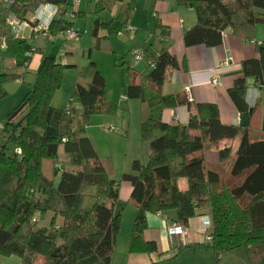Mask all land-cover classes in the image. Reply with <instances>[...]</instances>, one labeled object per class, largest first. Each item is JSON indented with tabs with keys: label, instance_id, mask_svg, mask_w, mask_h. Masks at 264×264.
<instances>
[{
	"label": "trees",
	"instance_id": "trees-1",
	"mask_svg": "<svg viewBox=\"0 0 264 264\" xmlns=\"http://www.w3.org/2000/svg\"><path fill=\"white\" fill-rule=\"evenodd\" d=\"M229 1L175 0L187 2L196 15L195 25L182 34L184 45L220 44L222 32L235 29L236 16L250 26L264 24V0ZM3 2L0 0V6ZM43 2L56 4L60 15L66 12L67 0H13L7 4L11 13L25 21L26 12ZM135 2L124 3L109 22L95 18L92 35L99 40L97 33L101 29L106 30V37L117 34ZM62 26L71 28L68 22L57 28ZM37 33L32 29L29 39L15 38L16 66L25 67L30 61ZM151 59L154 67L141 82L135 80L138 74L133 69L125 68L129 80L124 95L146 101L150 107H175L185 102L189 117L186 124H169L150 113L140 125L141 139L149 141V159L145 163L133 160L132 171L121 176L131 183L129 199L137 207L129 251H156L155 242L143 237L148 226L147 212L174 211L175 223L183 226L190 218L209 213L213 264H217L220 252L242 247L247 264H264V135L250 138L251 107L246 103L250 83L264 89V42L257 44L256 56L242 60V76L227 89L237 111L245 116L240 126L223 124L216 103H193L186 97L160 94L168 70L178 63L166 50ZM72 66L43 54L34 82L0 124V137L6 134V141L0 143V254L17 255L21 264H111L120 230V210L115 211L118 182L110 177L86 135L92 114H111L118 106L104 96L106 80L89 61L77 70L79 79L68 105L61 110L55 108L51 97L63 84V70ZM17 78L18 74L0 69V99L7 94L6 83ZM147 88L158 95L148 97ZM15 111V115L23 114L14 121ZM236 137L238 145L229 169L239 181L227 184L217 171L206 167L204 152L212 144ZM10 143L13 148L7 152ZM16 148L20 153L15 152ZM230 152L229 143L219 147L220 160L227 159ZM182 177L187 181L184 190L177 184ZM48 211L52 213L48 229H35L38 220L33 221V217ZM58 217L62 221L57 225ZM37 257L43 262L37 263Z\"/></svg>",
	"mask_w": 264,
	"mask_h": 264
},
{
	"label": "crops",
	"instance_id": "crops-1",
	"mask_svg": "<svg viewBox=\"0 0 264 264\" xmlns=\"http://www.w3.org/2000/svg\"><path fill=\"white\" fill-rule=\"evenodd\" d=\"M174 1L175 0H136L134 9L130 16H128L129 18L124 25V27L127 25L132 26L134 31L128 32L122 30V33H117L115 36H111L108 39V37H106V30L101 29L98 30L97 33V36L100 38L99 40L92 35L94 19L100 18L103 22H109L119 13V10L128 0H67V5L64 7L66 11L69 8V13H71L73 19L77 18L76 15L89 17L92 35V39L87 41L89 45H91V43L93 45L94 42L98 49L112 48L114 51H120L121 47H127L129 53L131 51L132 55L133 50L142 51L141 59H134L136 62L135 66L131 65V69L138 74L135 78L138 82H141L143 76L148 72L150 68L149 63L150 60H152L151 58L158 54L160 50L168 51L175 57L178 64L175 68H170L168 70L167 77L164 79L165 81H163L160 88V94H173L186 98L189 95V97H191L190 101L193 103H216L219 109L218 117L223 124L240 126V124H238L240 114L228 95L227 89L231 86L234 79L242 76L240 64L242 60L256 56L257 44L264 42V24L250 26L246 24L243 19L236 16L235 29H226V33L220 44L216 46H205L201 44L185 46L183 41H181L182 34L187 28L189 29L195 25L196 15L194 9L187 4V2L176 3ZM229 2H231V0ZM5 5H7V2L4 0V3L0 6V46L2 47L6 45V39L11 36H14V38L29 39L32 29H34L29 22L33 13L28 12L25 15L26 20H20V31L13 34L5 21L6 15L11 13L6 10ZM83 6L84 11H82ZM59 12L60 10L48 30H40L35 35L31 59L25 66L27 70L34 73V78L43 54L55 56L58 62L74 65L73 67L79 68L68 61L67 54L71 52L69 48L65 47L64 42L79 37L81 38L83 34H87V28L84 27L82 33L80 29L75 30L74 27L70 26L77 35L73 38H68L65 33V26L57 28L58 24L67 23L66 14L62 16ZM57 38L58 42L61 41L59 45L56 44ZM106 39L108 40L106 41ZM44 48H46V50H44ZM226 58H230V64H228V66L220 65ZM128 62L131 64L130 61ZM140 66L146 69L143 71L137 70L140 69ZM215 73L219 75L218 78L220 82L213 85L210 83L209 78ZM128 80L129 76L127 78L125 75L120 82L125 86ZM16 81L22 82V78L19 77ZM107 90L108 88L105 90L104 96L111 100L115 92L111 90L112 92L108 93ZM257 90L256 102L253 106L252 113L249 115L250 120L248 129L249 136L252 140L258 139L261 135H264V90L261 87ZM157 93L158 92L152 88L146 89L148 97H155L158 95ZM112 101H115L117 105L120 103V105H122L121 107L124 109V111H122V116L124 118L122 120V125L125 129V135L113 134V138H116L115 142L119 143V146L114 145L112 148L113 155L111 158L105 159L103 163L110 177L118 182L119 201L115 205V211L122 208L124 204L125 208H130L129 212L132 210L131 217L134 218L137 207L136 204L129 199L132 186H130V182L122 180L121 176L124 173L132 171L131 164L133 160H141V162L145 163L149 159V141L142 140L139 133L141 123L150 113H153L163 122L169 124H186L189 112L185 102L175 107H159L157 105L150 107L148 102L141 101L137 98H127L124 93L121 94V96H119L118 93L117 99H113ZM109 126H113V132H118L114 124ZM155 133L157 135L158 131ZM86 135L95 148L96 142L93 138V134H91V132L89 134V132L87 133L86 131ZM226 143L231 145L230 156L225 160H220L218 148ZM237 145L238 137L229 141L221 140L218 143L208 146L207 150L204 152L206 167L217 171L223 182L233 184L239 181V178L235 179L230 175L229 169ZM177 184L180 189L184 190L187 186L186 178H179ZM202 214L188 220V224L184 226V233L170 236L167 232L168 227L178 224L175 223L174 211H168L163 214L147 212L146 224L148 226L144 231L143 237L145 240H152L156 244V251L148 254L149 261L157 262L168 259V257L173 254L172 246L174 243L175 247H183L193 242L204 243L203 236L198 238L196 235H199V233L203 234L200 222ZM214 254L212 253L213 259ZM213 259H211L212 264L214 263Z\"/></svg>",
	"mask_w": 264,
	"mask_h": 264
},
{
	"label": "rangeland",
	"instance_id": "rangeland-1",
	"mask_svg": "<svg viewBox=\"0 0 264 264\" xmlns=\"http://www.w3.org/2000/svg\"><path fill=\"white\" fill-rule=\"evenodd\" d=\"M72 1V0H71ZM4 3V2H3ZM8 5V4H7ZM5 5L6 10L9 11L8 6ZM135 6V4H134ZM82 11H84V6L82 7ZM28 12L33 11H27ZM69 8L65 13H62V16L66 14V21L71 22L70 26L74 27L75 30L80 29L83 33V28H87V34H83L81 38H75L73 40H69L65 43V47L69 48L71 53H68V61L72 62L76 66L83 67L88 64L89 61H93L97 70H101L104 78L106 79V88H108L107 92L110 93L113 90L114 97L110 100L117 99L118 93L119 96L125 93V87L121 84L120 80L126 75L127 78L129 76L126 67L132 68L131 65L135 66V58L132 56L131 51L127 47H121L120 51H114L112 48H96L94 42L93 45H89L87 41L92 39L91 28H90V20L89 17L84 15H76V19L71 17V13H69ZM13 13V12H12ZM14 14V13H13ZM14 16H16L14 14ZM154 24V23H153ZM116 34L108 36V39L111 36H115ZM106 39V41L108 40ZM105 40V39H104ZM60 42L56 44L59 45ZM51 45V44H49ZM48 45V47H49ZM92 46V47H90ZM46 50V48H44ZM90 50V52H89ZM15 61V38L11 36L6 39V45L4 47L0 46V69L3 72L16 73L19 77L22 78V82L16 81V79H12L6 83L7 94L3 98L0 99V124H3L6 121L7 115L12 112L15 107L20 103L29 89L30 85L34 82V73L27 70L25 67H18L14 64ZM130 61L131 64L128 62ZM142 64V63H141ZM76 67H68L63 70V84L57 89L52 98L51 104L58 109L65 108L71 96V93L74 88V83L78 81L79 74ZM136 68V67H135ZM140 71L145 70L146 68L140 66ZM124 75V76H123ZM127 84V83H126ZM108 86V87H107ZM249 87V86H248ZM118 109L114 113H94L90 116L87 121V133L91 132L93 134V138L96 142L95 149L98 153L99 159L103 162L105 159L111 158L113 155L112 148L114 145L119 146V143H116V138H113V134L116 135H125L124 127L122 125V120L124 119L122 116V111H124L122 105L120 103L117 105ZM23 114V113H22ZM21 115H15V120H18ZM114 124L118 132H113L111 128H108L109 125ZM121 131V133H120ZM4 137H0V143H4L6 141V134ZM93 140V139H92ZM12 144L10 143L7 152L12 151ZM57 180V177H56ZM227 184H232L228 183ZM121 224L120 230L116 237L115 248L112 254L111 264H212L214 254L213 248L210 247L206 242L197 243L193 242L190 245H184L183 247H175V243L172 246L173 254L168 257V259H164L161 261L151 262L148 259L147 252H130L129 251V243L130 236L132 231V225L134 222V218L132 216V210L130 208L123 207L119 209ZM137 213V212H136ZM52 213L50 211L46 212L43 216H39V220L35 223V229L47 230L49 227V221ZM136 216V214H135ZM131 218V219H130ZM62 219L60 217L57 218L55 224H61ZM198 238L203 236L201 233L196 234ZM219 259L217 264H247V255L245 248H237L228 252H220ZM37 263L43 262V258L37 257ZM0 264H21V258L17 255H2L0 254Z\"/></svg>",
	"mask_w": 264,
	"mask_h": 264
},
{
	"label": "built area",
	"instance_id": "built-area-1",
	"mask_svg": "<svg viewBox=\"0 0 264 264\" xmlns=\"http://www.w3.org/2000/svg\"><path fill=\"white\" fill-rule=\"evenodd\" d=\"M5 1L7 3L13 2V0H5ZM58 8L59 7H57L56 4H52V3H48V2H44V4L40 3L36 7L32 17L29 21L30 24H32L34 30L35 31L48 30L49 27L54 22V19H55L56 15L59 11ZM5 21H6L7 25L10 27V30L13 34H16L20 31L21 21L16 16H14L12 13H8L6 15ZM122 30L132 32V31H134V28L132 26L127 25ZM122 30H120L118 32V34L122 33ZM65 33H66V36L68 38H73L77 35V33L71 28L65 29ZM225 33H226L225 31L222 32V37H224ZM132 53H133L132 56H134L135 60L141 59L142 51L140 52L137 50H133ZM228 64H230V58L224 59V61H222L220 65L228 66ZM149 67L150 68L154 67V61L150 60ZM218 77H219V75L216 73L214 75H212V77L209 78L210 83L213 85L218 84L220 82ZM257 89H258V86H256L254 83H250L248 89H246L247 90L246 103H248V105L250 107H253L255 105L257 93H258ZM187 99H188V101H190L191 97H189V95H188ZM109 128L113 129V126H109ZM15 152L20 153V149L16 148ZM56 166L58 168H60L59 164H57ZM32 220L33 221L39 220V215L36 214ZM200 222H201V228H202V233H203L202 234L203 240H204V242L209 244L212 241V237H213V234H211L213 224H212V219H211L210 214L209 213L202 214ZM167 232L170 236L176 235V234H182L185 232V227L181 224L172 225V226L168 227Z\"/></svg>",
	"mask_w": 264,
	"mask_h": 264
},
{
	"label": "water",
	"instance_id": "water-1",
	"mask_svg": "<svg viewBox=\"0 0 264 264\" xmlns=\"http://www.w3.org/2000/svg\"><path fill=\"white\" fill-rule=\"evenodd\" d=\"M252 111H253V107H251V108L249 109V113L251 114ZM16 112H17V111H15V112L13 113L12 116H14V115L16 114ZM244 123H245V116H243V114H240V115H239V119H238V124H240V125H244Z\"/></svg>",
	"mask_w": 264,
	"mask_h": 264
}]
</instances>
